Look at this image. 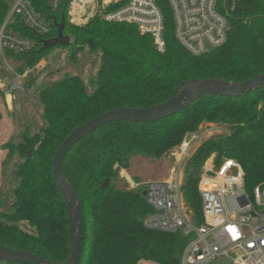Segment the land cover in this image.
Listing matches in <instances>:
<instances>
[{"label": "trees", "instance_id": "1", "mask_svg": "<svg viewBox=\"0 0 264 264\" xmlns=\"http://www.w3.org/2000/svg\"><path fill=\"white\" fill-rule=\"evenodd\" d=\"M12 1L0 0V25ZM31 1L51 24L49 38L56 36L54 22L66 20V1L55 12L47 0ZM158 5L163 15V51L130 23L107 22L98 16L82 26L65 22L63 33L72 41L57 47L69 48V59L75 64L87 47L99 55L100 63L89 87L80 75L68 73L41 85L37 98L43 126L33 133L25 126L17 141L2 144L3 164L15 157L19 161L12 176L13 198L8 209L0 210V244L53 263L68 258L69 221L52 175V160L64 138L84 121L118 107L161 103L183 82L209 78L242 82L264 73V0H217L218 11L228 21L227 39L202 55L189 53L177 42L167 3L158 0ZM14 28L37 40L30 50H7L16 71L23 73L41 59H50L53 47L40 49L42 39L18 21ZM263 98L264 88L240 97L205 94L172 116L153 122H109L77 141L63 157L61 171L80 199L79 264H140L142 260L179 264L187 237L146 228L143 219L150 208L143 186H119L121 172L134 156L169 155L186 133L203 122L222 124L226 132L202 141L188 160L182 185L191 219L201 224L194 169L200 170L210 154L235 159L248 192L264 179Z\"/></svg>", "mask_w": 264, "mask_h": 264}, {"label": "built area", "instance_id": "2", "mask_svg": "<svg viewBox=\"0 0 264 264\" xmlns=\"http://www.w3.org/2000/svg\"><path fill=\"white\" fill-rule=\"evenodd\" d=\"M63 1L47 0V4L55 12ZM65 1L66 21L70 24L82 26L95 16L107 22L130 23L140 33L150 35L158 51L164 50L163 15L158 0H125L121 4L120 0ZM164 1L170 10L174 37L189 53L202 55L226 41L228 21L218 11L217 0ZM17 21L42 40L50 36V22L31 0H13L0 25V48L24 52L36 45V38L14 28ZM6 65L14 74L6 90L10 95L21 89L25 74ZM221 125L205 122L196 131L186 133L187 137L171 153L175 166L170 177L143 184V196L150 208L143 224L151 230L180 232L187 237L179 264H211L218 257H226L232 264H264V179L248 192L240 164L228 157L216 159L212 153L197 174L202 223L195 224L187 210L182 167L204 141L199 139L215 135ZM221 132H226L223 125ZM128 183L136 186L129 178Z\"/></svg>", "mask_w": 264, "mask_h": 264}, {"label": "rangeland", "instance_id": "3", "mask_svg": "<svg viewBox=\"0 0 264 264\" xmlns=\"http://www.w3.org/2000/svg\"><path fill=\"white\" fill-rule=\"evenodd\" d=\"M124 1L125 0H120L118 4ZM71 41L72 38L70 37V42ZM52 52L53 54L58 52L55 62L52 61V56L50 59H41L34 67L26 69L23 72L25 76L21 81V89L10 94L11 97L7 105L4 96L11 84L14 74L8 70L6 64H8L13 71H16V63L13 61V56L5 48H0V83L3 84L1 85L2 87H0V139L2 141L9 139L17 141L19 138V131L25 126H28L31 133L38 131L39 128L43 126L41 106L37 98V92L41 85L58 79L66 73L80 75L88 87L90 86V81L94 79L100 63L98 54L90 53L87 47H84L83 51L77 55L78 62L75 64L69 59V48L53 46ZM204 123L205 122L201 125ZM221 126L219 128L220 131L215 132L217 135L223 133L221 132ZM184 136L187 137V134ZM205 139L206 138H200L199 142ZM4 157L5 153L0 148V198L3 201L0 210L8 209L13 198L15 182L12 176L16 168V163L19 161L18 158L15 157L4 165ZM174 166L175 158L171 153L159 159L137 155L131 159L129 168L121 172L117 184L119 186L135 187L128 183V178L133 180L136 186H143L148 180L168 179L171 169ZM188 166L189 164L187 161L182 167L183 184L186 182V170ZM177 172H180L179 168H177ZM187 208L191 216V209L188 205ZM20 224L22 225V223ZM140 264L157 263L149 260H142ZM211 264L232 263L226 257H218L214 259Z\"/></svg>", "mask_w": 264, "mask_h": 264}, {"label": "water", "instance_id": "4", "mask_svg": "<svg viewBox=\"0 0 264 264\" xmlns=\"http://www.w3.org/2000/svg\"><path fill=\"white\" fill-rule=\"evenodd\" d=\"M65 22V17H62L59 22H54L57 30L56 36L42 40L40 49L67 45L70 42V37L63 33ZM57 56L58 52H55L52 55V61L55 62ZM259 88H264V73L242 82H231L215 78L196 79L178 85L172 95L161 103L149 107H118L84 121L71 130L64 138L56 149L52 160V175L64 197L69 221L70 252L68 258L63 262L53 263L31 252L9 248L0 244V260L23 264H79L81 249L80 199L75 189L65 179L61 171V163L67 151L86 134L101 125L113 121L153 122L172 116L178 113L190 101L205 94L240 97ZM194 174H198V169H194ZM142 194L144 195V191Z\"/></svg>", "mask_w": 264, "mask_h": 264}, {"label": "crops", "instance_id": "5", "mask_svg": "<svg viewBox=\"0 0 264 264\" xmlns=\"http://www.w3.org/2000/svg\"><path fill=\"white\" fill-rule=\"evenodd\" d=\"M1 85H3L2 83H0V87H2ZM5 102H6V104L8 105V103H9V100H10V95H7V94H5ZM7 141V140H6ZM5 140L4 141H2L1 139H0V148L4 151V153H6L5 152V150L2 148V143H4V142H6ZM1 159V158H0Z\"/></svg>", "mask_w": 264, "mask_h": 264}]
</instances>
